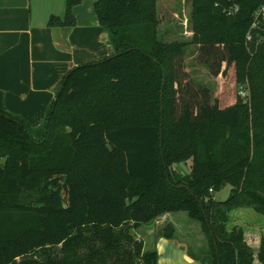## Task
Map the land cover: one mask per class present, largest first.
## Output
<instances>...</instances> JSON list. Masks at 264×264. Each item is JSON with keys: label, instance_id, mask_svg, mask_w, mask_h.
Returning <instances> with one entry per match:
<instances>
[{"label": "trees", "instance_id": "16d2710c", "mask_svg": "<svg viewBox=\"0 0 264 264\" xmlns=\"http://www.w3.org/2000/svg\"><path fill=\"white\" fill-rule=\"evenodd\" d=\"M81 1L49 25H74ZM262 3L192 0L200 61L249 89L213 100L187 81L189 42L159 38L158 0H95L116 52L71 69L39 127L0 109V264H41L38 251L42 264H157L135 230L180 211L201 223L214 264H264V231L255 250L230 225L239 207L264 215V21L252 28Z\"/></svg>", "mask_w": 264, "mask_h": 264}, {"label": "crops", "instance_id": "0c3cea01", "mask_svg": "<svg viewBox=\"0 0 264 264\" xmlns=\"http://www.w3.org/2000/svg\"><path fill=\"white\" fill-rule=\"evenodd\" d=\"M66 2L0 0V109L21 116L32 127L44 124L71 69L116 52L95 6L83 8V0L73 8L74 25H49L52 15H65ZM170 215L155 220L170 221ZM141 228L152 232L150 224Z\"/></svg>", "mask_w": 264, "mask_h": 264}, {"label": "rangeland", "instance_id": "374dc122", "mask_svg": "<svg viewBox=\"0 0 264 264\" xmlns=\"http://www.w3.org/2000/svg\"><path fill=\"white\" fill-rule=\"evenodd\" d=\"M94 2L95 0H83L82 7L92 9L94 8ZM191 11L192 0H158L159 38L162 41L189 42L184 49L183 56V68L188 73L187 81H191L195 86L200 85L208 88L213 100L218 93H222V97L227 95L233 97L239 94L246 100L249 95L247 84H244L238 90L234 84V77L229 76L226 80L222 76L213 77L209 67L200 61L199 47L192 42ZM175 168L182 173H186L190 170L189 162L175 165ZM230 189L231 187L227 185L216 192V199H227ZM168 217L170 221L158 219L152 222L150 224L152 232L150 233L142 230V226L135 230L136 237L145 241V249L157 250V264H214V257L209 252L208 235L203 230L201 223L191 219L185 211L171 212ZM169 222L175 228V238L165 236V228ZM234 224H242L245 228L247 241L254 248L258 246L260 236L264 231V215L249 206L239 207L232 211L230 225ZM58 249L59 247H54V249L50 248L47 251L54 252ZM187 250L189 251L187 252ZM255 250H257V247ZM31 257L37 259L41 264L46 259L43 251H38ZM255 264L260 263L257 261Z\"/></svg>", "mask_w": 264, "mask_h": 264}, {"label": "built area", "instance_id": "2783aa9c", "mask_svg": "<svg viewBox=\"0 0 264 264\" xmlns=\"http://www.w3.org/2000/svg\"><path fill=\"white\" fill-rule=\"evenodd\" d=\"M240 8H241L240 4L234 2L227 8L226 11L228 14H237L240 11ZM263 21H264V0H263L262 5L256 10L254 14V22H253L252 28L259 27V25ZM252 38H253L252 32L249 31L247 34V40L251 41ZM241 93L244 94L242 91Z\"/></svg>", "mask_w": 264, "mask_h": 264}, {"label": "water", "instance_id": "95a60500", "mask_svg": "<svg viewBox=\"0 0 264 264\" xmlns=\"http://www.w3.org/2000/svg\"><path fill=\"white\" fill-rule=\"evenodd\" d=\"M60 90H61V87H60ZM55 100H57V97H56V99Z\"/></svg>", "mask_w": 264, "mask_h": 264}]
</instances>
